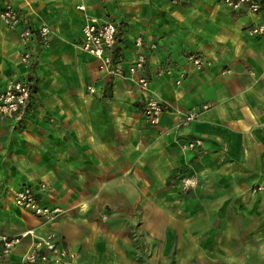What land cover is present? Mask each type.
<instances>
[{"label": "crops", "instance_id": "1", "mask_svg": "<svg viewBox=\"0 0 264 264\" xmlns=\"http://www.w3.org/2000/svg\"><path fill=\"white\" fill-rule=\"evenodd\" d=\"M32 29L0 21V91L30 82L26 113L0 121V233L56 234L73 264H264V25L258 13L221 0H0ZM86 6L85 12L76 8ZM85 14L117 25L115 53L124 69L133 39L148 44L135 75H108L77 44ZM51 39L40 45L36 29ZM30 50L29 63L21 54ZM208 61L192 67L187 55ZM179 73L184 76L176 82ZM149 80L148 89L136 83ZM94 87L93 92L87 86ZM167 103L157 124L144 103ZM197 110L189 125L183 113ZM200 138L193 149L182 146ZM198 184L182 190L179 178ZM49 191L52 221L13 203L23 185ZM3 193L6 202L4 203ZM27 237L0 264H21Z\"/></svg>", "mask_w": 264, "mask_h": 264}, {"label": "built area", "instance_id": "2", "mask_svg": "<svg viewBox=\"0 0 264 264\" xmlns=\"http://www.w3.org/2000/svg\"><path fill=\"white\" fill-rule=\"evenodd\" d=\"M103 2L105 0H97ZM222 4L233 11L247 9L251 13H258L264 7V0H221ZM76 8L85 12L84 3H79ZM0 21L8 28H15L22 24V15L13 5L6 3L0 9ZM81 39L77 47L89 55L98 59V67L108 75H135L141 72L147 63L146 48L148 44L142 35L133 39L135 54L126 69L121 65L115 53L117 40V25L113 20L85 14V20L81 29ZM39 43L45 46L49 43L52 35L50 27L42 23L37 29ZM250 35H261L264 33V25H254L248 30ZM32 29L27 24H22L19 37L26 47L30 41ZM31 58L30 50L26 49L21 54L23 63H29ZM187 61L192 67L202 69L208 61L196 53L187 55ZM183 73H179L177 83L180 82ZM136 83L143 90L148 89L149 80L145 75H138ZM89 92L94 91L92 85L87 86ZM32 88L26 79L15 78L9 80L0 91V121L8 118H20L27 110L31 97ZM167 110V103L155 98H148L144 103L143 115L151 125L157 124L161 114ZM198 116V111L191 109L183 113L179 124L189 125ZM200 138L188 139L182 143L183 147L193 149L201 145ZM182 190H191L198 184L197 177L183 175L179 178ZM49 187L46 183L40 182L35 186L23 185L13 193V203L22 210L28 211L38 218L46 221L56 219L63 210L57 206H48L41 203V198L48 193ZM31 238L30 246L21 257V264H73L74 253L66 246L57 244L56 234L50 231L39 236L32 229L20 231L15 234L0 233V262L7 259L12 250L25 238Z\"/></svg>", "mask_w": 264, "mask_h": 264}, {"label": "rangeland", "instance_id": "3", "mask_svg": "<svg viewBox=\"0 0 264 264\" xmlns=\"http://www.w3.org/2000/svg\"><path fill=\"white\" fill-rule=\"evenodd\" d=\"M5 197H6L5 193H3L4 203L6 202Z\"/></svg>", "mask_w": 264, "mask_h": 264}]
</instances>
